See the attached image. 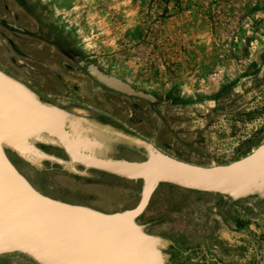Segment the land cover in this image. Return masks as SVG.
<instances>
[{
    "label": "rangeland",
    "instance_id": "1",
    "mask_svg": "<svg viewBox=\"0 0 264 264\" xmlns=\"http://www.w3.org/2000/svg\"><path fill=\"white\" fill-rule=\"evenodd\" d=\"M23 2L28 5L29 18L44 21L42 31L32 34L52 37L59 44L49 50L58 52L59 67L67 62L72 74L62 72V79L55 78L54 83L64 85L71 102L93 108L100 105L109 112L106 114L133 127L165 155L193 165L228 164L247 156L263 142L264 0ZM69 50L75 52L74 61L93 63L153 101L107 92L97 85L92 86L96 89L87 101L83 88L92 83L60 53ZM1 55L0 59L4 58ZM75 130L80 129L69 126L71 133ZM81 149L85 150L83 146ZM86 149L94 153V148ZM44 155L59 158L67 166L63 169L51 161L28 156L30 164L44 173L47 188L38 185L24 166H17L41 194L104 213L130 210L138 204L141 181L77 169L50 151ZM120 157L129 156L122 151L103 156L124 160ZM128 159L136 161L135 157ZM158 188L163 192H156L147 217L156 210L160 218L156 222L154 217L152 224L170 226L167 232L164 227L151 229L166 232L161 234L168 241L169 263L264 264V210L246 207L234 213L225 211L221 201L213 200L212 205H204L195 213L213 235L203 234L204 230L188 234L182 232L176 213L179 208L172 207V202L186 193L195 197L199 194L168 184ZM171 211H175L173 220L167 222ZM0 264L34 263L12 255L0 257Z\"/></svg>",
    "mask_w": 264,
    "mask_h": 264
},
{
    "label": "water",
    "instance_id": "2",
    "mask_svg": "<svg viewBox=\"0 0 264 264\" xmlns=\"http://www.w3.org/2000/svg\"><path fill=\"white\" fill-rule=\"evenodd\" d=\"M95 78L109 89L149 99L121 81L106 76ZM0 115L4 120L15 116L17 121L28 123L23 139L30 150V154L23 153L8 140L9 137L0 136V257L19 255L34 264H163L159 241L146 234L136 221L160 184L214 193L233 200L255 195L264 197V140L247 156L223 165L198 166L181 162L142 141L135 143L145 149L144 161L95 158L86 146L93 149L97 144L84 136L81 124L73 116L44 105L1 70ZM39 116L55 118L59 124L54 130L35 126ZM70 124L80 130L71 133ZM12 125L20 129L19 134L22 132L21 124ZM44 136L64 149L69 165H80L86 170L128 181H141L136 207L105 214L40 194L11 163L6 149L26 161L31 160L29 156L63 164L34 148L32 143ZM82 146L85 150L78 151Z\"/></svg>",
    "mask_w": 264,
    "mask_h": 264
},
{
    "label": "flooded vegetation",
    "instance_id": "3",
    "mask_svg": "<svg viewBox=\"0 0 264 264\" xmlns=\"http://www.w3.org/2000/svg\"><path fill=\"white\" fill-rule=\"evenodd\" d=\"M27 23H29V25H27ZM43 23L44 21L41 19H33L28 17V5L26 2H23V0H0V55L3 54V56L1 55V57H4L0 59V70L15 81L21 83L25 88H27L31 93H33L36 98L44 105L60 109L73 116V119L76 122L80 123L81 126H83V133L85 134L84 136L91 142H95L97 144V146L94 148L95 158L104 159V155H108L111 152L122 151L126 153V155L129 157H135L136 161H130V159H128L129 157H120L119 159H124L125 161L129 162L144 161L147 157L145 149L142 146H139L138 144L134 143L133 141L146 142L152 145L159 152L164 154L154 144H151L150 142L144 140V137L137 133L133 127L124 125L120 122V120L116 119L111 115L106 114L109 112L106 111L105 108L103 109L100 105H95V107L97 108H93L82 103L75 104L74 102H71V99L66 98L71 94L65 92L63 84H60L59 82L54 83V81L55 78L59 80L62 79L61 75H64V73L72 74V72H70V67L67 66V62L63 63L64 66H62V68L59 67V56L56 54L58 52L54 50H49V48H52L53 45L59 46V44L54 41L52 37L48 38L45 36L32 34L34 31L35 33L41 32ZM26 26H31V28ZM43 38H46L47 40L45 41ZM60 53L63 57L67 58L69 62L73 64L75 63L76 66L87 78L88 82L92 83L89 86L83 88L84 93H86L85 98L87 99V101L92 99L90 92H93L94 89H96L92 87L93 85L100 86L107 92L115 93L129 98L140 99L146 102L153 101V98L147 94L142 93L143 95L149 97V99H144L126 95L107 88L103 84L99 83L95 77L106 76L109 78H113L112 76L105 74L89 61L79 59H75L74 61L75 52L71 50L60 51ZM130 88L135 91L132 87ZM41 90H45V92H42ZM119 109L122 112L126 111V109L124 108ZM120 117H122V115H120ZM51 140L52 139L50 137L44 136L41 140L33 142L32 145L40 153L45 154V152L48 153L50 151L53 154L61 155V159L69 160L64 149L59 145L53 144ZM24 146L28 149L26 141H24ZM80 151L82 152V149H80ZM6 153L11 163L15 166L17 170V166H24L29 175H32L31 177L34 181L37 182L38 185L42 186L43 188H47V184L44 179V173L39 172L40 169L38 168V166L35 167L36 165L30 164L29 161L27 162L17 157L16 154L10 149H6ZM26 154H30L29 149ZM51 164L58 165L63 169L67 168L66 165L57 164L55 162L52 163V161ZM74 166V168L77 169H84L80 165L74 164ZM71 174L78 178H83L88 182L92 181V179L89 177H81L82 175H77L73 172H71ZM22 175L31 184L28 176H25L24 174ZM158 191L163 192V188H158L152 194L147 208L136 221L138 225L142 227L143 231L146 234L156 238L159 241L158 249L161 252L163 258V264H172L167 261L170 258V254L167 253L166 249V244L168 241L165 240L163 234H161L166 233L170 226L167 227L163 223L162 227H156L154 223L152 224V222L154 221L158 222L157 220L160 218L159 211V213H157L156 210H151V212H149L150 217H147V211L150 207L151 200L153 199V197H155V194L156 192L158 193ZM190 192L199 194V196L195 197L192 194L189 195L186 193L184 194V196L181 195L177 197V199L172 202V207L177 206L179 208V211L176 212L179 214L177 218L178 224L180 228H182V232H187L188 234L190 232L192 234L202 233V230H204L203 234L213 235L209 232L208 227L204 225V221L202 222L201 219H199L195 215V213H197L200 209L204 208V205H212V202H214L213 200H215L216 203H220L219 201H221L223 203V208L225 211H232L234 213L237 212L238 209L246 207L264 210V197L259 195L233 200L229 197L214 193H203L196 191ZM163 195L164 194H161L159 198L162 199ZM86 207L91 208L89 206ZM170 213H172L171 216L166 217V219H168L167 222L173 220V214H175V211H171ZM154 217H156V220H154ZM140 218H144L145 222L140 221ZM147 219H150V221ZM206 220V224H208L209 221L207 218ZM154 225L155 227H153ZM163 227L166 232L157 233V229L155 232L151 231L152 228L161 229Z\"/></svg>",
    "mask_w": 264,
    "mask_h": 264
},
{
    "label": "bare ground",
    "instance_id": "4",
    "mask_svg": "<svg viewBox=\"0 0 264 264\" xmlns=\"http://www.w3.org/2000/svg\"><path fill=\"white\" fill-rule=\"evenodd\" d=\"M2 116V115H0ZM15 116H10L4 120L3 118L0 117V136L2 137H9L8 140L20 151L22 152H28V149L24 146V139L23 137L26 136L25 132L29 128H27V122H19L17 119L13 118ZM8 120V122H6ZM24 120H29V119H24ZM13 123H19L22 125L23 129L21 130L22 132L19 134L20 129L14 128L12 125ZM57 123L59 124L58 121L55 120V118H50V117H44V116H39L37 117L36 124L35 126L38 127H52L53 130L55 126H57ZM27 128V129H26ZM17 136V137H15ZM74 147V146H73ZM72 151H76V149L72 148ZM80 151V150H78Z\"/></svg>",
    "mask_w": 264,
    "mask_h": 264
}]
</instances>
